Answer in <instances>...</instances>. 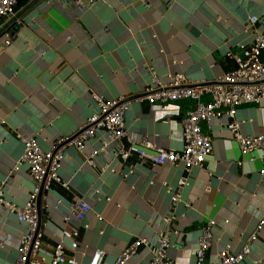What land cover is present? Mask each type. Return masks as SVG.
Masks as SVG:
<instances>
[{
  "label": "crops",
  "instance_id": "obj_1",
  "mask_svg": "<svg viewBox=\"0 0 264 264\" xmlns=\"http://www.w3.org/2000/svg\"><path fill=\"white\" fill-rule=\"evenodd\" d=\"M264 33V0H98L79 12L68 0H40L24 16L12 44L0 49V186L6 199L23 204L34 186L28 165L20 164L22 138L36 137L48 149L61 136L74 133L96 109L94 93L130 100L126 128L136 139L147 137L167 150L183 148L180 117L195 107L191 99L150 104L144 91L151 78L147 64L168 81L184 72L191 80H209L237 66L227 50L242 54L240 44H251L255 34L243 31L249 17ZM210 99L209 95L204 100ZM241 131L264 130V100L237 108ZM227 116L204 126L213 150L204 167L187 174L183 164L153 167L136 165V157L122 163L115 143L97 130L87 151L99 154L94 164L69 146L60 174L66 190L55 185L42 215L44 244L52 248L63 239L67 252L86 262L102 250L114 262L139 237L149 240L128 264H149L151 247L169 229L168 257L173 264H195L203 227L213 221L208 259L230 249L238 253L264 216V165L260 152L242 154L228 130ZM152 151V150H150ZM132 165L134 173L124 176ZM106 166V167H103ZM103 167V168H102ZM114 170V171H113ZM188 175L175 205L167 184L176 189ZM75 196L84 197L92 211L79 247L69 249L64 237V213ZM173 216L170 223L166 217ZM25 225L0 206V264H15L17 244ZM239 264H264V228L251 253Z\"/></svg>",
  "mask_w": 264,
  "mask_h": 264
},
{
  "label": "built area",
  "instance_id": "obj_2",
  "mask_svg": "<svg viewBox=\"0 0 264 264\" xmlns=\"http://www.w3.org/2000/svg\"><path fill=\"white\" fill-rule=\"evenodd\" d=\"M31 1L0 0V29ZM68 1L74 4L79 12H83L98 0ZM259 20L258 15H253L244 26L243 31L253 33L255 37L251 44H240L242 54L226 51L227 56L236 60V68L209 80H191L184 72L179 71L169 74L168 81H163L154 66L146 65L151 81L144 91V98L150 104L164 105L181 99L196 102L194 108L187 110L180 117L184 142L181 150H167L156 146L145 136L140 139L134 138L126 128L130 100L124 97L109 99L101 92L92 95L97 106L96 111L74 133L57 138L48 149H44L34 136L23 137V151L18 162L28 165L29 174L34 181L29 198L23 204L12 202L5 197V182L3 181L0 186V206L15 214L17 221L23 223L26 228L17 244L18 257L15 264H128L129 259L141 246L149 247V240L139 237L129 244L114 262L105 260L102 250H96L88 261L83 262L68 254V246L63 239L56 242L52 248H47L44 244L41 224L49 194L55 185L70 189L69 183L60 174L66 151L69 146H73L84 154L88 163L94 164L99 151L96 149L87 151V148L88 142L97 130L104 131L108 140L116 144L114 155L122 163H127L133 157L139 161L136 165L148 163L153 167L170 161L174 164H183L189 175L192 169L205 166L213 150L212 136L204 130V126L210 128L215 119L227 116L231 119L227 126L228 130L238 141L242 154L259 151L260 160L264 165V130L258 134L245 135L241 131L243 121L236 119V110L239 106L258 104L264 100V33L256 27ZM23 24L24 17L15 21V25ZM15 35L16 32L12 29L6 30L0 36V49L11 45ZM206 95H209L210 99L204 100ZM136 165H132L124 176L134 173ZM188 175L179 179L176 189L167 184L173 205L180 201L181 189L188 184ZM91 211L92 205L82 196H75L69 203L63 215L62 232L64 237L71 240L69 249L75 251L79 247L78 239L81 235L80 228L72 225V221L77 220L84 229L89 228L86 220ZM173 218L166 217L165 221L170 223ZM213 225L214 222L209 221L201 231L195 251V264H239L251 253L252 245L264 228V216L256 229L246 238L238 253H233L228 248L223 249L218 253L217 261L209 260L207 256L213 241ZM169 233L167 229L159 234L157 244L151 247L149 264H173L167 254L170 246Z\"/></svg>",
  "mask_w": 264,
  "mask_h": 264
},
{
  "label": "water",
  "instance_id": "obj_3",
  "mask_svg": "<svg viewBox=\"0 0 264 264\" xmlns=\"http://www.w3.org/2000/svg\"><path fill=\"white\" fill-rule=\"evenodd\" d=\"M40 0H32L28 3L24 8H22L16 16L11 18L1 29H0V36L8 29H12L13 31L17 32L21 25H15V21L18 18L24 17L30 10H32Z\"/></svg>",
  "mask_w": 264,
  "mask_h": 264
}]
</instances>
